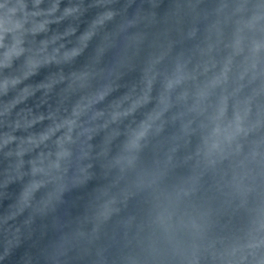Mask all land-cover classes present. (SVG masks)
I'll use <instances>...</instances> for the list:
<instances>
[{"label":"clouds","instance_id":"obj_1","mask_svg":"<svg viewBox=\"0 0 264 264\" xmlns=\"http://www.w3.org/2000/svg\"><path fill=\"white\" fill-rule=\"evenodd\" d=\"M0 264H264V0H0Z\"/></svg>","mask_w":264,"mask_h":264}]
</instances>
